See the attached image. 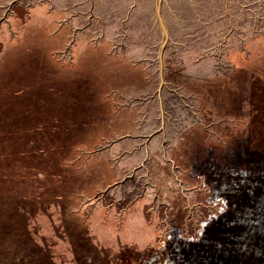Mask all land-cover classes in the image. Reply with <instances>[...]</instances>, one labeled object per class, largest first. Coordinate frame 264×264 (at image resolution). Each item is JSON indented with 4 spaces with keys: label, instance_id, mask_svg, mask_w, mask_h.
I'll use <instances>...</instances> for the list:
<instances>
[{
    "label": "rangeland",
    "instance_id": "1",
    "mask_svg": "<svg viewBox=\"0 0 264 264\" xmlns=\"http://www.w3.org/2000/svg\"><path fill=\"white\" fill-rule=\"evenodd\" d=\"M0 264H264V0H0Z\"/></svg>",
    "mask_w": 264,
    "mask_h": 264
},
{
    "label": "crops",
    "instance_id": "2",
    "mask_svg": "<svg viewBox=\"0 0 264 264\" xmlns=\"http://www.w3.org/2000/svg\"><path fill=\"white\" fill-rule=\"evenodd\" d=\"M184 171L186 172V175H189L191 173V175H189L191 178H189L190 180H192V177L197 175V169L195 167L189 166L186 169H184Z\"/></svg>",
    "mask_w": 264,
    "mask_h": 264
},
{
    "label": "bare ground",
    "instance_id": "3",
    "mask_svg": "<svg viewBox=\"0 0 264 264\" xmlns=\"http://www.w3.org/2000/svg\"><path fill=\"white\" fill-rule=\"evenodd\" d=\"M167 36V35H166Z\"/></svg>",
    "mask_w": 264,
    "mask_h": 264
}]
</instances>
